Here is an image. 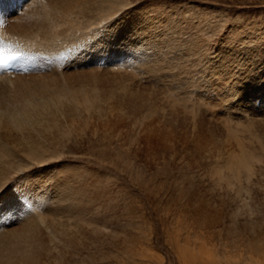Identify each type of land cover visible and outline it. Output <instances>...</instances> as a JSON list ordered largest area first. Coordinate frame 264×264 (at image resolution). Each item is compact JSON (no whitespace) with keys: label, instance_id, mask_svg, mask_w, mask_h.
Masks as SVG:
<instances>
[{"label":"rangeland","instance_id":"obj_1","mask_svg":"<svg viewBox=\"0 0 264 264\" xmlns=\"http://www.w3.org/2000/svg\"><path fill=\"white\" fill-rule=\"evenodd\" d=\"M104 2L100 26L106 38L117 32L126 41L133 35L132 17L138 15L142 21L135 33L167 28L175 50L172 58L164 54L140 64L120 53L113 60L105 56L103 94L116 89L118 98L127 99L131 96L124 97L121 89L140 90L144 98L136 92L140 95L131 107L141 104V113H135H149L147 120L132 121L130 136L125 129V139L118 142L103 134L75 135L66 138L65 147H56L54 157L34 150L49 161L15 181L16 191L44 196L41 210L66 216L62 220L73 229L68 245L53 244L52 264H264V0ZM189 4L212 6L214 16L191 19L184 9ZM124 41L117 52L126 47ZM149 47L162 53L160 45ZM112 66L118 73L110 72ZM75 72L80 69H73L74 80L61 84L60 93L81 89ZM12 76L38 75L20 69ZM256 87L262 88V99L249 97ZM147 101L155 102L156 111H148ZM201 149L208 156L200 155ZM229 167L237 173L235 179L228 177ZM33 173L39 174L36 180Z\"/></svg>","mask_w":264,"mask_h":264},{"label":"bare ground","instance_id":"obj_2","mask_svg":"<svg viewBox=\"0 0 264 264\" xmlns=\"http://www.w3.org/2000/svg\"><path fill=\"white\" fill-rule=\"evenodd\" d=\"M76 1L78 0H0V20L3 21V25L0 26V57L15 54L17 52L27 53L26 56L11 61L8 66H4L0 63V264H52V256L54 255L52 249L53 244L55 248L58 244L62 246L68 245V242L73 240L71 233L72 228L69 222H67V220H62L66 216L59 217V213L56 211L45 214V212L41 210L43 209L41 205L46 203L42 200L44 196L41 198L40 196L38 197L28 192V190L25 193H21L14 189L15 181L20 179L23 172L30 171V169L35 170V168L38 169V167L41 168L42 165H45L49 161L47 158H38V151L44 154L49 153V155H51L50 157H54L56 147H65L66 138H71V136L75 135L83 137L90 134L98 138L103 134V137L108 136L111 139L115 138V140L122 139L125 135H123L125 129H127L126 132L128 133L129 130L134 129L132 125L134 122L138 120L145 121L147 120V116L150 115L149 113L145 116L139 115V113H141V104L139 105L140 108L137 106L135 108L131 107V104L132 106L135 104L131 102H136L135 97L142 93H140V90L136 91L140 93L137 94L135 89L134 92L130 93H127V87L121 89V93L125 94L124 97L127 96V94L131 96L127 99L118 98V90L116 89L112 94L110 92L109 96L103 94L104 92L106 93V91L102 90H105V88H102V82L104 79L103 76L106 74L104 75L101 69H104L102 65L105 56L108 55V60H113L115 55L120 53L122 59H126V61L127 59L128 61H132L133 59L132 62L135 61L139 64L147 63L148 60L151 59L155 61L158 56L164 54L165 57H173L172 53L173 50H175L173 44L174 38L167 28L161 31L155 28L151 32L149 31L150 33H148V35H139L137 33L140 32L135 33L137 30L135 29V25L141 23L142 20L138 19V15H134L133 18L131 13L130 16L135 25L130 27V33L133 35H130V37L127 36L128 41H124L125 36L120 38L117 32H113L106 38L100 26L102 23V12L104 11L102 6L104 5V0ZM71 3L72 5H69ZM76 5H78V7H76ZM210 7L212 8V6L200 4L184 5L185 11L193 15L190 16L191 19L198 15L209 16L212 12L214 16V11L209 10ZM108 8L110 7H107L106 11L110 10ZM153 17L155 18V15ZM128 20L129 18H126V21ZM121 40L127 44H124L126 46L124 49L121 48L122 51L117 52L116 47H118ZM78 43L80 46L75 47V44L78 45ZM151 44L162 46V53L158 55L156 52H151V48L149 47ZM214 45L215 43L212 46ZM209 46L210 45H208L207 49H209ZM213 49H211V52ZM75 53L77 56L72 59ZM149 63H151V61ZM8 67L10 71L7 70ZM74 68L80 69L79 74H77V72L75 73L78 75L77 78H81L83 86L79 90L68 91V94L60 93L59 88L61 84L68 83L69 80H74L72 73ZM20 69L26 72V74L36 73L38 76L32 79L23 78L22 76V78L12 76ZM108 69H110L112 74L118 73L116 70L117 67L115 68L112 66ZM135 70H137V68H135ZM147 71L150 70L148 69ZM126 75L128 74L126 73ZM88 78H90L89 84L87 81ZM113 78L116 79L112 77L110 80L112 79L113 81ZM92 83L93 85L90 86ZM260 85L264 87V81L262 84L260 83ZM137 86L139 85L137 84ZM107 87L109 86L107 85ZM256 88H254L253 92L251 90L252 93L249 94V97L252 94L253 99H262V88ZM153 91H155V89ZM141 96L143 97V93ZM141 99L142 98L138 100ZM151 99L152 98L148 97L147 100L151 101ZM146 103V105L150 104L148 111H156L154 108V106L156 107L155 102L154 106L151 102L148 103L147 101ZM243 104H245V102H243ZM138 109H140V112L136 114L135 112ZM255 110L256 109H254V111ZM130 112L134 113V115L131 116ZM162 113V115H168L167 113ZM57 128L62 131V135L57 131ZM58 133L61 136L56 138ZM123 138L125 139V137ZM197 148H199V146ZM34 150H38L36 151L37 153H35ZM29 153H35L37 158L33 156V154V157H30L31 155H28ZM198 153L206 156L208 151L202 150L198 151ZM229 169L228 177L231 176L235 179L237 173L233 167H229ZM249 174L248 176H251ZM32 175L31 179L36 180L39 174L33 173ZM222 175L224 174L221 172L220 176ZM230 179L231 178H229V180ZM234 182L236 183L235 180ZM229 185L231 186L232 184L230 183ZM22 190H24V188ZM50 206L52 207L51 204ZM62 248L64 247H61L60 250H62ZM60 250L56 249L57 252ZM261 251L259 252L261 253ZM64 257L65 256L62 254V261Z\"/></svg>","mask_w":264,"mask_h":264},{"label":"snow or ice","instance_id":"obj_3","mask_svg":"<svg viewBox=\"0 0 264 264\" xmlns=\"http://www.w3.org/2000/svg\"><path fill=\"white\" fill-rule=\"evenodd\" d=\"M2 25H3V21L0 20V26H2ZM26 55H27V53H25V52H17L15 54L4 55L3 57H0V63H2L4 66H8L11 61H15L19 58H22L23 56H26Z\"/></svg>","mask_w":264,"mask_h":264}]
</instances>
